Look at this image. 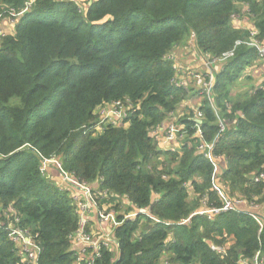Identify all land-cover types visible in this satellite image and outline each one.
<instances>
[{
	"label": "trees",
	"instance_id": "obj_1",
	"mask_svg": "<svg viewBox=\"0 0 264 264\" xmlns=\"http://www.w3.org/2000/svg\"><path fill=\"white\" fill-rule=\"evenodd\" d=\"M82 1L0 0V264L31 263L16 227L39 264H264V0ZM46 159L116 251L78 261L81 190Z\"/></svg>",
	"mask_w": 264,
	"mask_h": 264
},
{
	"label": "built area",
	"instance_id": "obj_2",
	"mask_svg": "<svg viewBox=\"0 0 264 264\" xmlns=\"http://www.w3.org/2000/svg\"><path fill=\"white\" fill-rule=\"evenodd\" d=\"M254 40H255V42L253 43V40H252V44L253 45L258 44L257 40L256 39H254ZM260 54H264V48L262 46H260ZM211 62L215 63V62H217V60L211 61ZM205 86H208V89H209V87H211V82L205 83ZM117 111L119 112V114H116L114 112H110V115L112 116V118H113V115L120 117L123 114V113H121L122 112L121 109L117 110ZM200 130L198 132L201 134ZM170 135L173 138L174 132L170 131ZM201 148L206 150V154L208 156L211 155L212 145H208V146L205 145L204 147L201 146ZM48 161L57 162L59 165V168L62 169V166L60 165V163L58 161H56L55 159H46V162H48ZM61 171H62L63 178L65 179V181L68 183L69 182L73 183V187L76 190H81L82 191L81 194H83L79 198L77 196V199H78L77 205H78V209L80 212V219L79 220H80V223L82 226H81V229L77 233V239H76L77 241H79L78 245L80 246V252H77V259H78V261H82L85 259V255L83 253H85L87 248L90 249L91 252L96 253V255H97V251L100 248V244L101 245L102 244L107 245V243H109L110 237L113 236V229H109L106 231L105 236H102V241L99 243V245L95 246L94 244L91 243L89 233H88V230L86 228V226H87L86 215L90 211L88 208L89 207L88 204L91 207L95 206V202L92 201V198H91V196H92L91 188L87 184L80 183L79 181L74 179L68 172L63 171V169ZM67 174L70 176L69 178L67 177ZM257 180H263L264 181V174L260 175V177ZM220 194H222V191H220ZM83 199H85V200L83 201ZM79 202H80V204H78ZM84 202H86V204ZM81 204H82V206H81ZM229 207H230V202H227L226 205L222 208V210H226ZM85 212H86V214H85ZM98 215H100V217L102 219H107L108 223H111L114 227L119 225V223H120L116 219L115 215L112 212H110V213L99 212ZM10 235L14 238L15 241H23L24 242V244L22 245V248H23L24 252H27L25 261L27 260L29 262V260H30L31 261L30 264H39L38 263L39 247L36 245L33 238L31 237V235H28L27 231L22 230L19 227L14 228L12 230V232L10 233ZM87 259L90 260L89 257ZM252 264H263V259L261 258V252L260 251H258L256 253Z\"/></svg>",
	"mask_w": 264,
	"mask_h": 264
},
{
	"label": "rangeland",
	"instance_id": "obj_3",
	"mask_svg": "<svg viewBox=\"0 0 264 264\" xmlns=\"http://www.w3.org/2000/svg\"><path fill=\"white\" fill-rule=\"evenodd\" d=\"M86 0H83L82 2H85ZM11 23H14V21L13 22H11ZM1 25H3V22H1L0 23ZM191 43H189V45H190ZM264 48V47H263ZM190 52V55H189V57L187 58V60H186V63H187V61H189V60H192V61H194V63H192L191 65H190V73H192L193 74V77L195 76V74L196 73H199V72H203V71H205L206 69L207 70H209L210 68L208 67V66H206V65H204V64H202V65H199V63H200V57H199V60H197L196 61V59H195V52L193 51V50H191L190 48H188L187 50H186V53H189ZM184 54L185 53H182L181 51L180 52H178V56H184ZM183 60V59H182ZM182 60H180V63H182L181 61ZM263 65H264V61H263ZM188 67H187V69H189ZM250 70H252V69H250ZM253 71V70H252ZM259 72L262 74V75H264V68H263V66L262 67H260V70H259ZM248 83H249V87L251 86V85H253V79L251 80V81H248ZM197 84H198V87H200V88H203L204 87V83L203 82H201L200 80H198L197 81ZM205 88V87H204ZM242 89L241 88H235V92H239V91H241ZM196 100V99H195ZM117 107V105H113V107L111 108V109H103L101 112H105L106 113V116L104 117V122L105 121H112L113 119H112V116L110 115V112H114V113H116V114H119V112L117 111V110H120V108H116ZM67 177L69 178L70 176L67 174ZM79 189V188H78ZM80 191V190H79ZM80 193H81V191H80ZM83 194H78L77 196H78V198L80 197V196H82ZM85 199H83V201H84ZM82 202V201H81ZM85 204H86V202H84ZM78 204H80V202L78 203ZM81 206H82V204H81ZM88 208H89V210H91L93 207H91L89 204H88ZM90 213V211L88 212V214ZM105 213V212H104ZM85 214H86V212H85ZM95 216V217H94ZM115 217H116V215H115ZM94 218H96V219H94ZM80 219V218H79ZM117 219V218H116ZM86 221H87V229H88V233H89V237H90V241H91V243L92 244H94L95 246H97V245H99V243L102 241V236H105V233H106V231L107 230H109V229H113L114 228V226L111 224V223H108V221H107V219H102L101 217H100V215H86ZM89 224H94V228H93V225H89ZM112 237L113 236H111L110 237V241H109V243H107V245H109L110 247H113V249H114V251H116L117 249H116V247H115V245H114V240L113 241H111V239H112ZM21 247H22V245L24 244V242L23 241H19V243H18Z\"/></svg>",
	"mask_w": 264,
	"mask_h": 264
},
{
	"label": "crops",
	"instance_id": "obj_4",
	"mask_svg": "<svg viewBox=\"0 0 264 264\" xmlns=\"http://www.w3.org/2000/svg\"><path fill=\"white\" fill-rule=\"evenodd\" d=\"M184 50H185V49H184ZM180 51H181V49L178 50V52H180ZM189 55H190V54L186 53V57H185V54H184V56H179L180 60L183 59V60L181 61L183 64H186V60H187V58L189 57ZM195 59H196V61H197V60H199V57L195 56ZM201 61H202V60H201V58H200V63H199V65H202V64H201ZM192 63H194V61H192V60L187 61V64H189V65H188V68L190 67V65H191ZM184 67H186V66H184ZM191 67H192V66H191ZM191 67H190V68H191ZM190 68H189V69H187V67L185 68L187 71H186V72L184 71L183 80H184L185 82H187V83L193 84V82H190L191 79H193V74L190 73ZM90 214H91V215L93 214L92 209L90 210ZM93 215H94V214H93ZM94 217H95V216H94ZM94 219H96V218H94ZM93 228H94V225H93Z\"/></svg>",
	"mask_w": 264,
	"mask_h": 264
}]
</instances>
